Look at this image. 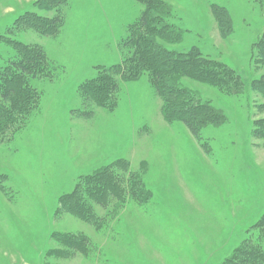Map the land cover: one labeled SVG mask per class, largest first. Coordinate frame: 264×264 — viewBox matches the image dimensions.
<instances>
[{
    "label": "rangeland",
    "instance_id": "374dc122",
    "mask_svg": "<svg viewBox=\"0 0 264 264\" xmlns=\"http://www.w3.org/2000/svg\"><path fill=\"white\" fill-rule=\"evenodd\" d=\"M160 1L176 35L157 43L238 82L181 79L220 115L193 117L198 140L164 120L147 74L83 100L82 86L130 56L120 47L140 4L0 0V90L18 92L0 96V264H264V0ZM28 50L42 56L20 75L9 66ZM68 196L82 219L63 210Z\"/></svg>",
    "mask_w": 264,
    "mask_h": 264
},
{
    "label": "trees",
    "instance_id": "16d2710c",
    "mask_svg": "<svg viewBox=\"0 0 264 264\" xmlns=\"http://www.w3.org/2000/svg\"><path fill=\"white\" fill-rule=\"evenodd\" d=\"M134 1L144 7V12L136 23V30L129 31V35L122 40L123 43L121 42L120 48H129L130 56L125 58L121 65L105 69L104 77L97 78L82 86L83 100L99 104V99H103V97L106 99L111 94H115L118 89L116 75L136 80L143 74H147L155 94L162 101L161 113L164 120L166 122L173 120L181 122L192 137L198 140L199 127L193 117L200 114L205 121L213 123L217 121L216 119L220 115L216 114L215 109L209 107V103L202 102L194 93H190L183 88L179 82L182 78H188L202 84L235 88L238 85L237 79L223 65L207 60L198 51L177 53L169 51L158 44L157 40L171 42L176 35L174 29L166 22V18L171 17V13L163 12L162 9H166V7L160 0ZM151 10H157L158 12L154 13L150 22L149 14ZM212 11L221 29L226 30L225 26H231L226 10L214 6ZM158 20L159 23L156 24ZM153 21L155 24H153ZM61 24L60 18L53 19L50 23V26L54 28V34L59 32ZM178 39L180 38L178 37ZM24 54L25 59L21 57L19 60L11 62V66H9L20 75H26L29 72L28 70L33 69V61L37 56H42V51L37 50L33 55L28 50ZM8 91L0 90V96L2 100L7 99L11 103L10 101L17 96L18 92ZM174 109L180 110L176 113L173 111ZM256 135L264 137V131ZM110 192H114V190ZM85 195L87 194L85 193ZM94 200L97 203L99 201ZM61 204L64 211L75 214L81 219L83 218L85 206L83 201L68 196L61 201ZM99 205L103 206V204ZM65 245L68 247L72 244L67 242Z\"/></svg>",
    "mask_w": 264,
    "mask_h": 264
}]
</instances>
